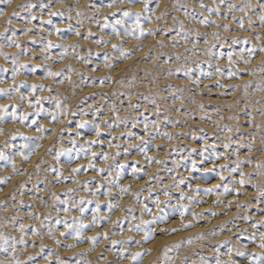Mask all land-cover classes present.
I'll list each match as a JSON object with an SVG mask.
<instances>
[{
  "label": "bare ground",
  "instance_id": "bare-ground-1",
  "mask_svg": "<svg viewBox=\"0 0 264 264\" xmlns=\"http://www.w3.org/2000/svg\"><path fill=\"white\" fill-rule=\"evenodd\" d=\"M188 1L181 0L183 4H187ZM110 2L111 0H87V3L93 6L89 8L84 7L83 14L77 15L76 10L77 8H81V5H84V0H64L63 4L60 3V0H21V3L32 4L35 5V7L31 8V12L18 9L19 17H13L11 25L5 23L6 19H0V32L4 31L6 28L9 29L5 36L0 37V45H4L2 51L9 53L7 59L0 55V65L8 69V71L5 72L3 68H0V80L4 81V83H0V88L9 87L12 83L11 56L12 54L21 52V49L27 50L29 53L28 55H23L21 52L19 57L21 61L29 62V67H31L32 64H42L44 67L36 69L35 72L22 70L21 74L16 77L17 83L20 80H27L29 84L35 82L51 87V92H49L46 87L44 91H37L34 95L29 96L28 87L26 85L21 86L20 93H23L28 99H31L33 101L32 105H29L27 99L21 101L19 99V93H13L12 99L0 95V103L8 104L9 109H11L13 104H16L19 105V112L29 113L28 120L23 123L19 121H9L4 124L5 134L0 135V149H3L6 154L13 156L16 160L17 169L19 170L14 172L11 165H4L3 162H0V176L9 177L6 182L0 183V225H3L0 231L19 239L22 235L19 231V224L23 223L29 226L26 233L23 234L24 239L27 242L26 244H33L36 247L32 250L28 248L29 246L22 248L23 246L21 247L20 244H18L19 247H17L18 250H22L19 257L21 260H23V257L27 259L29 255L33 257L29 263L27 262L28 264H49V261H47L45 257L49 256L50 252L48 248L50 247L54 250V252L51 250V252H53L51 253L52 264H55L56 257L63 260L65 264H77L78 261H82L83 259L92 261V264H129L128 259H121L119 257L117 249L120 247H128L131 251L151 248V253L144 257V264H149L152 260H156L157 264H163V261L166 259L163 256L165 244L172 243L177 239H185L187 236H194L198 231H208L213 228L220 231L221 222L230 221L232 214L235 212V205H229L230 200H246L252 205L249 209V213L254 219L250 220L249 223H253L255 219L264 216V211H261V209H264V203L260 202L262 199L261 197H256L257 190L252 184L239 186L241 192H246L247 196L238 195L234 191L228 193L223 192L224 184L233 187L231 185L232 176H225V179L220 183L221 187L217 188L215 192L204 194V188L211 187L219 180L215 173L204 171V169L212 167V160H204L201 162L202 158L198 154H193L192 158L196 159L198 162L197 170L189 171L188 167L182 163L178 170H173L172 172L168 171V169H173V161L180 160L181 155L188 156L189 148H196L199 150L204 143V141L199 138L193 140L188 129L195 130L197 137L206 135L209 143H215L218 151H224L221 146L223 132L220 133L217 131L215 129L216 127L212 124V120H208L209 118L207 116H212L211 112H206L207 116L205 115V119L208 121L205 119L201 120V118L190 119L189 115L186 117V114L183 115L179 113L175 116H168L170 121L176 122L174 128L171 123L164 121V116L167 115L161 113L163 116L158 117L149 103L144 102L143 99L138 100V97L146 95L145 90L147 88V82L151 78V75H149L150 69H154L156 71H154L155 73L159 71L157 68L165 72L169 66L175 69L179 63L173 60L171 65H166L163 63L164 59H166L165 56H161L160 60H156L157 53H168L171 55L177 51H184L183 47L173 48L171 45V37L175 36L176 32L179 31L178 21H173L172 19L175 15L179 18V21H183L186 30L199 29L201 33H206L207 38L216 44V47L212 49V51L216 53V56L214 58L205 54L203 51L205 48L203 38H200L197 45L199 50L195 52L194 56L190 54L187 58L186 66L192 69L191 77L185 76L183 71L175 73L170 77H174L175 81L177 80V82L179 81L185 86L192 97L199 98L200 96L201 99H204V102H212L227 109L226 106L237 96V89L223 88L219 90L217 82H222L225 85L240 84L242 87L243 80H251L254 82L255 78H258V75L253 77L242 70L245 68H255L261 58H264V53L257 50L256 53L249 56L247 52H244L243 59H241L240 53L242 49H251L253 45L261 43V41L255 39L257 34L264 40V26L260 24L258 19L260 14L259 5L264 3V0H251V3L256 5V7L253 10H249L247 13H241L239 10L230 12L227 7V0L223 4L220 3V0H202L203 4L206 6L203 8L200 6L201 0H197L195 3L196 6H194L191 11V15H185L183 9L173 11L172 5L175 3V0H160V8H156L155 0H153L150 9L154 10L157 15H159L161 10L165 8L168 9L167 14L162 19L157 20L153 17L151 23L142 19L143 27L146 29H157L155 36H145L140 40H133L131 36H123L124 25L119 26L121 36L125 41L124 47L134 48L137 45H143L142 49L133 51L132 55L127 60H121L118 52L111 51V44L119 43L120 41L112 32L110 26L103 28L102 25L105 16L108 17L111 23H115L116 20L123 18L126 21V26L131 29L134 19L124 18L122 12H115L113 9H109L107 5ZM232 2L241 5L244 0H232ZM136 5L140 4L137 3L132 5L125 2V4L118 5V7L132 8L133 11H135L137 9L135 7ZM217 5L220 7L219 15L214 12L210 14L207 9L209 7L215 8ZM191 6H187L188 12L191 10ZM0 8H5L6 12L8 10V6L3 4H0ZM97 9H99V11ZM51 12H62L63 15L57 14L49 17V13ZM192 13L195 14V18H193ZM201 13L203 15H201ZM145 15H147V13H145ZM32 16H35L36 19L31 20L32 26L30 27L27 21L30 20ZM91 16L96 17L95 21L89 19ZM233 16L237 17V19H233ZM205 17L209 19L208 25L197 23V21ZM241 17L243 19L242 26L239 19ZM49 18L52 23L46 22ZM78 21L81 23H78ZM211 21H217V23L212 24ZM225 24L228 25L227 29L223 27ZM174 25L175 30L171 33L162 31L165 27L172 28ZM55 26H59L62 31L56 33ZM247 26H249L250 29H248ZM70 27L79 28L81 36H76L74 32H69L68 29ZM11 29H15V39L19 41L21 49L8 46L7 38L12 37ZM25 29H31V31H28L26 35L24 32ZM88 29H91V35H88ZM214 31L219 33V41L212 36ZM49 33H51V35H49ZM85 36H87V39L84 38ZM101 37L105 40L110 39L111 43L107 46L97 44L96 41ZM233 37H236L239 43L233 44ZM245 38H247V43H245ZM47 40H52L56 46L49 49L48 53L45 54L43 48ZM160 40L164 41L166 47H160L158 43ZM73 43L78 46L74 50L69 48L68 55L61 59L60 53L64 51L62 45H71ZM221 43H223V47H220ZM188 46L191 47V42ZM221 52L224 53V56H219ZM228 52L233 53L232 60L235 62L231 69L228 67ZM105 53H108L114 58V68L109 69L104 66ZM45 55H47V59H45ZM82 57H87L88 63H85ZM249 59L251 63L246 65L243 61ZM182 61V63H185L184 60ZM194 61H204V63L201 64ZM157 64H159L160 67H156ZM66 65H71L74 69L71 73H67L65 70V74L71 76V82L68 80H65L63 84L56 82L59 79H64L63 75L59 78L45 79L46 69L57 71L64 69ZM217 65L222 69V73L216 76L215 80L207 78V75H200V68H203L206 74H215ZM181 66H185V64ZM93 69H96V71H93ZM230 70L239 71L240 77L230 79L228 77ZM155 73L152 75L156 76ZM106 75H110L112 80L105 81V83L101 85L100 77ZM117 78H120L124 83L135 78L134 89H132L135 92L133 97L134 101L142 105L141 111L144 112V116L148 117L149 122L158 119L163 121L161 130L174 133V142L169 141L166 137H157L154 141L150 140L149 136L151 133L146 135L143 132L142 123L133 127L131 120L127 122V129L134 134L144 136L145 139L148 140L146 154L136 147V145H140L138 139L129 137L126 134L120 135L121 133H126L123 124L119 127H114L112 132H102L99 137L100 143L96 144L89 145L86 143V141L93 136V133L89 131L91 123L82 130V135L78 136L76 134V125L82 119L91 121L92 118L95 117L96 121L99 122L101 118L108 116L109 119L112 120L115 113H109L108 111L109 106L112 104L116 105L121 115L124 114L123 110L127 108L128 101L125 96L119 93L125 92L126 89H118L115 87ZM196 79L200 80L199 86L193 82ZM222 93L227 94L223 95ZM35 95L58 97L62 106H67V114H59V119L54 121L49 113L57 112L56 101L50 98L41 101L40 104L37 105L35 103ZM83 96H87V99H82ZM66 97H68V99H66ZM101 97L104 99V106L101 107L99 112H96L94 107L93 110L85 112L89 106L99 104ZM154 97H156V95H154ZM167 99L169 102H172L173 98L169 96ZM175 100L177 101V99ZM175 100V103L169 105H175L179 108L181 105L176 103ZM121 101H123V103H121ZM179 101L178 99V102ZM39 108H43L44 111H41L39 115H37ZM145 108L147 111H145ZM136 119L143 121L144 117L138 114ZM33 120H36L37 124L29 127ZM41 123L45 124L47 128V131L42 133L44 139L35 141V143L40 144L41 147L35 149L30 154V159L24 162L23 157L19 153L27 152V149L23 148V145L30 143L26 137L36 136V129ZM197 127L205 129L206 132L201 133ZM10 130H18L24 135L12 139L10 138ZM214 133L218 134L213 135ZM113 135L118 137V139H113ZM6 138H8V147L5 148L3 141ZM73 140H75V144L72 143ZM108 141H112L113 144L119 145V148L113 147L110 150L107 143ZM246 144L247 143L242 146H246ZM81 146H83L85 150L90 149V151L96 152L98 155L93 157L89 153V155L85 156L84 152L81 151ZM140 146L144 147V145ZM61 147L71 150V164L68 162L69 153H64L59 162L54 159L56 151ZM235 148L236 145L233 143L229 152H234ZM49 149H51V151H49ZM125 149H127V154H125ZM102 152H108L112 157L109 159L106 167L103 165L102 156L99 155ZM117 152H119V155H116ZM239 152L242 158L251 156L253 162L251 164H242L241 169L246 173L252 172L258 161V157L255 156V147L251 153H249L247 146L244 147V149H240ZM77 154L79 155L77 156ZM147 156L155 157L163 161V163L158 164L155 160L149 161L146 158ZM90 161L95 163L96 169L103 167L105 171L99 172L98 170L88 168ZM234 161L235 155L230 158L228 164L229 170L236 166ZM220 162V160L216 161L217 164ZM37 164H39V170L35 167ZM118 164H123L125 166L119 183L130 186L131 191L125 194H119L118 188L113 186L112 196L105 197L103 192L107 191L108 171H116V166ZM78 165H82L85 170L79 173H73L72 168ZM133 166L137 169V175L135 177L132 175ZM53 167L60 169L63 176L71 178L58 182L59 174L52 171ZM182 175H186L188 179L180 185L179 189H176L169 183L171 176H175L178 181ZM233 175L238 177L239 173L236 172ZM149 177H151V179ZM252 179L253 182H255L258 177L253 176ZM74 180L77 182H74ZM98 183L105 185V187L95 195L85 190L86 188H90L95 192ZM189 183H191V188L188 187ZM197 185H199L201 189L199 196L193 191ZM67 189H73V191L67 192ZM149 189H152V191L149 192ZM165 190L170 193V196L167 198L169 203L162 204L160 207L164 212L170 213L169 218L166 221L154 222L146 226V230L148 228L153 230V239L149 242L137 245L135 241L142 238L143 232H130L128 231L129 227L139 222L142 205L147 204V206L151 208L153 214L159 211L153 202L157 196L160 197L161 201L166 200L163 194ZM181 191L188 195H192L195 199L200 201L199 203L191 204H189L187 199L183 201L189 208L188 214L183 218L184 222L192 221L191 211L202 213V218L198 221H192L195 224L194 228L185 229L183 232L176 233L164 232L163 229H171L180 226L181 218L179 213H172L171 209L172 206L177 203ZM53 192L57 193L61 201L65 199L69 200V204L64 205L59 201L54 203L52 196ZM137 192H139L138 198L134 195ZM218 193L220 194L219 202H217ZM81 196L85 197L86 201H92L91 204L85 201V212L83 214L79 212L78 207L73 206L79 203V198ZM97 199L100 201V214L108 216L109 220L98 221L94 227L83 228L79 238L74 239L72 236H61L60 233L65 232L66 229L63 224H56L57 218L62 221L67 219L68 223L72 224V218L77 217L80 218L84 224H89L93 218L92 210L96 206ZM108 199H112L114 203L119 204V207L114 209L111 213H109L107 209L106 201ZM20 201H23V203H20ZM258 204L259 207H257ZM66 207H70L71 211L67 213L63 212L62 209ZM212 211H215L217 215L212 216ZM30 213L40 217V219L31 218L29 215ZM133 216L136 217L135 220L132 219ZM13 217H15V221H13ZM122 217H127V219L118 220V218ZM143 219L151 220L152 216L145 213ZM113 221L116 223H112ZM33 227H35L39 233L36 236L32 234ZM49 227L52 228L51 234L49 233ZM228 227H231L230 222L228 223ZM105 231L108 232V238H98L95 250L89 251L93 245L88 237L96 236L97 233ZM224 232L226 233L227 229H224ZM53 235L55 239H53ZM237 235L239 234L237 233ZM128 236L133 237V240L130 241L128 245L113 246L110 243L111 240H121ZM57 240L60 241L59 244L56 242ZM81 240L83 242H81ZM241 242L246 244L250 243L246 236L241 237ZM42 244L47 248L43 252L41 250ZM69 244H75V247L68 248L67 245ZM213 246V244H209L208 247L210 249ZM44 247L43 249H45ZM250 247L254 248L255 244H250ZM182 251L187 253L189 264H191L192 259L197 258V253L200 255H208L207 249H200L199 247H197L196 252H191L187 246H185ZM221 251H225V248L221 247ZM84 253H86V256L82 255ZM101 253L107 257L106 260L100 258ZM125 255H130V252ZM175 255V250H171L168 253V256L172 258H175ZM236 259L243 262V258L241 257L237 256Z\"/></svg>",
  "mask_w": 264,
  "mask_h": 264
},
{
  "label": "snow or ice",
  "instance_id": "snow-or-ice-1",
  "mask_svg": "<svg viewBox=\"0 0 264 264\" xmlns=\"http://www.w3.org/2000/svg\"><path fill=\"white\" fill-rule=\"evenodd\" d=\"M60 2H64V0H60ZM125 2H127L128 4H140L143 5L142 8L136 9L135 11H133L132 8H119L116 7V5H122L125 4ZM153 2V0H111V2L107 5V7L109 9H114L115 12H122L123 13V17L124 18H129V19H134V23H133V27L130 29L126 26V21L125 19H118L115 21V23H111L108 19L107 16L104 17V23L102 25L103 28H107V27H111L112 32L114 33V35L119 39V43H112L111 44V51L112 52H118L119 53V58L121 60H127L133 53V51L138 50V49H142L143 45H137L134 48H125L124 45V39L121 36V30L120 27L121 25H124L123 27V36H131V38L133 40H140L141 38L145 37V36H155L157 33V29L153 28V29H146L145 27H143L142 25V19L143 20H147L149 23L152 22L153 17H155L157 20L162 19L168 12V9L165 8L163 10L160 11L159 15H157V13L154 10L150 9V5ZM226 0H220V3L223 4L225 3ZM11 3V0H0V4H3L5 6H8ZM156 3V8H160L161 3L160 0H155ZM93 5H91L90 3H87L84 7L89 8L92 7ZM202 8L206 7L202 0H201V5ZM35 7V5L32 4H21L17 6V9H14L13 12H11L10 14L7 15V18L5 20V23L8 25L12 24V20L13 17H19V8H33ZM42 7H46V6H42ZM227 7L229 9L230 12H234L236 10H239L241 13H247L249 10H253L255 9L256 5L251 3V0H244V2L241 5H237L235 3L232 2V0H227ZM260 7V14H259V21L260 24L262 26H264V3H261L259 5ZM183 9L185 12V15H189L188 12V8L185 4H183L181 2V0H175V3L172 5V10L173 11H179ZM99 11V9H97ZM208 12L211 13H216L217 15H219L220 13V7L219 5H217L215 8H211L209 7ZM77 15H81L83 14L84 9L83 8H77ZM145 13H148V15H145ZM63 15V13H57V12H51L49 13V17L53 16V15ZM193 18H195V14L192 13ZM201 15H203L201 13ZM5 16V8H0V17H4ZM32 19H36L35 16H32L30 20L27 21V23L31 22ZM89 19H96L95 16L93 17H89ZM173 21H178V26H179V31L176 32L175 36L171 37V45L173 48H180L183 47L184 51L183 52H174L173 54L169 55L168 53H157L156 55V60H160L161 56H165L166 59H164L163 63L166 65H171L173 60L175 61H181L182 58H184L185 61V66H181V64H177V66L175 67V69L168 67L165 72L168 76H172L175 73H179L181 71L184 72L185 76L191 77L192 75V69L186 66L187 63V58L191 55L194 56L195 52L198 51V40L200 38H203V43L205 45V48L203 49V51L205 52L206 55L214 57L216 56V53H214L212 51V49H214L216 47V44L212 41H210L207 38V34L206 33H201L199 31V29H192V30H186L185 25L183 23V21H179V18L177 16H173L172 17ZM233 19H237V17L233 16ZM240 19V23L241 26L243 25V19L242 17L239 18ZM47 23H52L51 19L49 18L47 21ZM99 22V21H98ZM78 23H81L78 21ZM197 23L202 24V25H208L209 24V19L207 17H205L204 19H201L199 21H197ZM212 24H216L217 21H211ZM223 27L225 29L228 28V25L225 24L223 25ZM175 30V25L172 28H168L165 27L162 31L166 32V33H171L172 31ZM9 31L8 28H6L4 31L0 32V37L5 36V34ZM12 31V37H8V46L9 47H16L17 49H21V45L19 43V41L17 39H15L16 36V32L15 29H11ZM28 31H31V29H25L24 32L25 34H27ZM62 30L59 26H55V32L56 33H60ZM69 32H74V34L76 36H81V32L79 30V28H73L70 27L68 29ZM91 29H88V35H91ZM49 35H51V33H49ZM212 36L219 41L220 36L218 32H213ZM85 39H87V36L84 37ZM255 39L258 41H261L260 44H256L253 45V47L251 49H242L240 56L241 59H243V54L244 52H247L249 54V56H252L254 53L257 52V50L261 53H264V40H262L261 36L259 34H257L255 36ZM191 42V47H189V43ZM247 38H245V43H247ZM97 44H103V45H108L111 43V40H105L103 37H101L98 41H96ZM159 45L161 48L166 47V45L164 44L163 40L158 41ZM232 43L233 44H237L239 43V40L236 37L232 38ZM56 45L53 43L52 40H47V42L44 45L43 48V52L46 54L48 53L49 49L55 47ZM78 45L73 43L71 45H62V47L64 48V51L62 53H60V58L63 59L65 56L68 55V49L72 48L73 50L77 47ZM223 43L220 44V47H223ZM4 47V45H0V55L4 56L6 59L9 57V53L3 52L2 48ZM91 51V50H90ZM21 52L23 53V55H28V51L21 49ZM21 52H17L15 54H12L11 56V63H12V83L9 85V87L6 88H0V95L8 97L9 99H12L13 97V93H19V99L21 101L24 100H28L29 105H32L33 101L31 99H28L27 96H25L23 93H20V87L21 86H27L29 89V96L34 95L35 93H37V91H44L45 88H48V91L51 92V87L50 86H46L42 83L38 84V83H28L27 80H20L18 83L16 81V77L18 75L21 74L22 70H26L29 72H35L36 69L42 68L44 67V65L42 64H32L31 67H29V62L27 61H21L19 59ZM78 55V54H77ZM232 52H228L227 54V59H228V67L229 69L232 68L233 63H235L232 60ZM219 56H224V53H219ZM47 55H45V59H47ZM82 59H84L85 63H88V58L87 57H82ZM197 63H204V61H194ZM245 64H250L251 60H244L243 61ZM104 66L106 68L112 69L115 67V62H114V58L112 56H110L108 53L104 54ZM211 66V65H209ZM156 67H160L159 64L156 65ZM0 68H3L2 65H0ZM65 70L67 73H71L74 71V69L72 68L71 65H66L64 69H60L57 71H53L51 69H46V76L45 79L47 78H59L62 75L64 76V79H59L56 82L63 84L65 82V80H68L69 82H71V76L65 74ZM3 71L7 72L8 69L7 68H3ZM93 71H96V69H93ZM200 71V75L201 76H205L207 75V78L211 79L212 78V74H206L204 72L203 68L199 69ZM243 72H245L246 74L252 75L255 74L256 72H260L261 74H264V58H261L260 62L255 66V68L253 69H243ZM215 72L217 74H221L222 73V69L219 67V65L216 66ZM228 77L231 78H239L240 77V72L239 71H232L230 70L228 73ZM119 79V78H118ZM155 79V78H154ZM108 80H112V77L109 75L107 77L101 76L100 77V83L101 85H103L105 83V81ZM197 86H199L200 84V80L196 79L193 81ZM0 83H4L3 80H0ZM135 83V78H133L132 80L128 81L126 84L122 83V86L125 87H131L133 84ZM252 81L251 80H243L242 81V91L244 92L245 95H247L248 89L249 87L252 85ZM217 86L218 87H222V88H231V89H238L241 88L240 84H231V85H225L222 84L220 82H217ZM168 88L172 89V92L170 93V95L175 98V99H180L183 102V92L186 90L184 87L181 86H177V85H172L169 84L167 85ZM256 89L258 91H264V78H261L259 80L256 81ZM177 93H180L179 96H177ZM115 94V93H114ZM120 95L123 96H128L129 98L132 96L131 92H123V93H119ZM223 95H226L227 93H222ZM155 95H159V93L155 94ZM35 103L37 105L40 104L41 101L43 100H48V99H54L56 101V109L57 112L56 113H49V115H51L52 119L58 120L59 116L57 115V113L59 114H67V106L61 104V101L58 97H50V96H39V95H35ZM161 99H163L164 97H160ZM139 99H143L144 102L146 103H150L151 105H153V111L154 113L159 117L160 112H161V105L159 103H157V100L153 97L152 94H148V95H143L142 97H138ZM193 103H196L198 105L199 108L203 109L204 105L202 102H197L194 98L192 99ZM121 103H123V101H121ZM128 103L131 104V100H128ZM183 104V103H182ZM134 108H140L142 107V105L140 103H136L135 105H133ZM245 108H247V106H245ZM19 105L13 104L11 106V109H9V105L8 104H3L0 103V135H4V127L3 125L6 124L9 121H19L20 123H23L24 121H27L29 118V113L27 112H19ZM179 109H177L178 111ZM41 111H44L43 108H39L37 111V115H39V113ZM109 111L114 112L115 116L112 120L110 119H105L104 120V125L107 126L109 129L114 128V127H119L121 124H123L125 127H127V123L126 117H121L119 114V109H117L115 104H112L109 108ZM145 111H147V109L145 108ZM217 112H220V108L219 106L217 107ZM140 116H143L144 119L143 121H139L136 119V117H134L132 119V126L136 127L137 124L142 123V130L145 134H149L151 133V135L149 136L150 140L156 139L157 137H166L167 139H171L174 135V133L172 132H168V131H162L161 130V124L163 123V121L155 120V121H148V117L144 116V112H140L139 113ZM206 115V114H205ZM205 115H201V120L205 119ZM248 115H251V113H248ZM209 119H211V117H208ZM221 118L223 119V116H221ZM233 117H228L227 119H232ZM117 121H119L120 123H116ZM164 121H168L169 123L172 124L173 127L176 126V122L174 121H170L168 116H164ZM213 123H215L217 125V128L219 129L220 132H223L225 134L227 133H231L233 131H238V129H235L233 126L229 125V124H224L222 126L219 125L218 121H213ZM37 124L36 120H33L32 123L29 125V127H31L32 125ZM89 124L88 121L86 120H80L77 125V135H82V130ZM257 127H264V125H257ZM151 129V131H149ZM37 131V135L34 137H26L27 140L30 141V143L23 145V148L27 149V152H20L19 154L23 157V161L27 162L30 159V154L35 150L41 147L40 144L35 143V141L40 140L42 138H44V136L42 135V133H44L45 131H47V128L44 124H39V127L36 129ZM89 131L91 133L94 134L95 138H91L89 140L86 141L87 144L91 145V144H96V143H100L99 137L101 135V133L103 132L101 124L99 122H97L96 120L93 121L91 123V128L89 129ZM199 131L201 133H205L206 130L203 128H200ZM127 135L129 137H135L136 139H138L140 141V145H144V147H141L140 145H136V147L139 148V150L143 153H147V144H148V140L145 139L144 136H139L137 134H134L132 131H127L126 133H121L120 135ZM218 133H214L213 135H217ZM24 134L22 132L17 131H11L10 130V138L14 139L17 136H23ZM190 136L193 140H196L197 138L201 139L204 141L202 147L198 150L196 148H189V157L188 158H184L183 155H181V159L180 160H176L173 161V165L175 168H179L181 166V164H185L186 167H188L189 171H194L197 170L198 168V162L196 159L192 158L193 154H198L201 158L203 162L204 160H212V161H219L221 159H225L226 155L224 152H220L217 150V146L215 143H209L207 136L206 135H202L200 137H197L196 135V131L195 130H190ZM117 137L115 135H113V139H116ZM232 141V137L225 135L224 140L221 141V146L223 149H231L233 143ZM73 144H75V140L72 141ZM108 146L109 148H119V145L113 144L112 141H108ZM240 141H236L235 145L236 148L234 149V152L237 155V160L235 161V167L231 168L230 171L236 173H239V180L238 183L243 186L245 184H252V186L254 188H256L257 193H256V197L260 198L261 196H264V159L257 161L256 162V167L255 169H253L252 172L246 173L245 171H243L241 169V165L243 163H252V158L251 156H249L248 158H242L239 156V150H240ZM3 145L4 147H8V138H6L3 141ZM256 146V137L255 135H253L250 139V141L247 142V147L249 150V153L252 152L253 148ZM49 151H51V149H49ZM81 151L84 152L85 156L90 155L95 157L98 154L94 151H90L89 150H85L83 148V146H81ZM257 151H259L261 153L262 156H264V136H261L260 138V146L257 149ZM64 153H69L68 155V162L69 164H71L72 162V155H71V150L70 149H65L63 147H61L58 151H56L54 159L59 162L61 156ZM125 154H127V149H125ZM79 154H77L78 156ZM99 155L102 156L103 161H107L109 159H111L112 157L110 156V154L108 152H102ZM116 155H119V152L116 153ZM149 161H153L155 160L156 163L160 164L163 163V161L156 159L155 157H151V156H147L146 157ZM189 161H190V165H189ZM0 162H3L4 165H11L12 169L14 172L19 171L17 169V165H16V160L13 158V156H10L8 154H6V152L3 149H0ZM36 169L39 170V164L35 165ZM124 165L123 164H118L116 166L117 170L116 171H112L109 170L108 171V179H107V191L103 192V195L105 197H111L112 196V188L113 186L117 187L119 190V194H125L131 191L130 186H125L123 184H120L119 181L121 179L123 170H124ZM88 168H92L94 170H98L99 172H104L105 168L101 167L99 169H96V165L94 162L90 161L88 164ZM228 168V165H223V164H216L213 163V166L211 168H206L204 169L205 172H209V173H215V175L221 180L223 181L225 179L224 176V169ZM83 169L82 165H78L76 167L72 168V172L73 173H79L81 172ZM53 172H57L58 175V182L60 180H66L69 179L71 177H65L62 174V171L58 168L53 167L52 168ZM169 172H172L173 169H168ZM132 175L135 177L137 175V169L135 168V166H133V170H132ZM253 176L258 177V179L253 182ZM9 179V177L6 176H0V183L6 182ZM94 179V178H93ZM151 179V177H150ZM188 178L185 177H181L176 184L174 185L175 187H180L181 184H183L185 182V180ZM74 182H77L74 180ZM237 183V181H232V184ZM35 187V185H34ZM105 185L98 183L96 185V189L95 192H93V189L90 188H86L85 190L88 192L93 193L94 195L98 192H100V190L102 188H104ZM189 188H191V183H189L188 185ZM221 187L220 184H215L212 185L211 187H206L203 189L204 194H210L212 192H215L217 188ZM73 189H67V192H72ZM152 190L149 189V192H151ZM195 191L196 195L199 196L200 194V186L197 185V187L193 190ZM230 191H234L236 192L238 195H246L247 193L241 192L240 188H235V187H230L228 184H224L223 185V192L224 193H228ZM67 194V193H66ZM164 196L169 197L170 193L169 191L165 190L164 191ZM135 196H137V198L139 197V192L134 194ZM220 194L218 193L217 196H219ZM53 196V202L56 203L57 201H59L61 204L67 205L69 204V200L65 199V200H60V197L57 195V193L53 192L52 193ZM187 199L189 201V204L196 202L199 203L200 201L195 199L192 195H188L187 193L181 191L179 199L177 200V203L175 205L172 206L171 212L172 213H179V216L181 218V225L179 227H173L171 229H163L164 232H172V233H176V232H181L184 229H188V228H192L195 225L192 223V221H188V222H184L183 218L186 214H188L189 212V208L188 205L184 204L183 201ZM86 198L81 196L79 198V203L77 205H73L75 207H78V210L81 214H83L85 212V204ZM88 204H91L92 201L91 200H87L86 201ZM217 202H219V199H217ZM261 203H264V199H261L260 201ZM20 203H23V201H20ZM107 203V209L108 212L111 213L114 209L119 207L118 203H114L112 199H108L106 201ZM154 205L159 209V211L155 214L152 213L151 208H149L147 206V204L142 205L141 208V218L139 220L138 223L132 224L128 231H135L137 233L139 232H143V237L141 240H136L135 243L136 244H142V243H146L149 242L153 239V230L148 228L146 230V226L154 223V222H163L166 221L169 216L170 213L169 212H164L163 209L160 207L162 204H167L169 203V201L166 199L164 201H161L160 197L157 196L155 201L153 202ZM231 203V202H229ZM243 203L247 204V201H244ZM257 207H259L257 205ZM63 212L67 213L69 211H71L70 207H66L62 209ZM261 211H264V209H261ZM93 213V218L91 223L89 224H84L83 221L80 218L77 217H73V223L69 224L67 219H64L63 221L60 220L59 218H57L56 220V224H63L64 228L66 229L65 232H61L60 235L61 236H72L74 239L79 238L81 230L83 228H89V227H94L96 226L98 221H104V220H109L108 216L105 215H101L100 214V201L99 199L96 200V206L95 208L92 210ZM147 213L149 215L152 216L151 220H145L143 219V215ZM191 216L193 217L194 220L198 221L200 216L202 215V213H197L195 211H191ZM31 218L34 219H40V217L38 216H34L33 214H29ZM212 216H216L217 213L215 211H212L211 213ZM47 218V217H46ZM119 219H127V217H122V218H118ZM133 220L136 219V217H132ZM13 221H15V217H13ZM112 223H116L115 221H113ZM225 223V222H221V225ZM3 225H0V228H2ZM28 225L20 223L19 224V231L21 232V236L19 239H17L14 236H11L9 234H6L3 231H0V253H3V259H0V264H26V261L21 260L18 258L17 256V251H16V245L18 244H26L27 242L24 239V235L26 233V230L28 229ZM70 230V231H69ZM205 231H199L196 235L199 237H202L204 235ZM49 233H52V228L49 227ZM32 234L34 236L38 235L39 233L37 232L36 228L33 227L32 228ZM103 237L104 239L108 238V232H100L97 233L96 236H92V237H88V239L92 242V248L89 249V251H93L95 250V245L98 242V238ZM53 239H55V236L53 235ZM252 240L253 243H255V237H251L250 238ZM133 240L132 236L127 237L124 241H120V240H111L110 243L115 246V245H128L130 241ZM261 247H264V235H262L261 237ZM58 244L60 243L59 240L56 241ZM81 242H83L81 240ZM192 242V237H188L187 239V243H191ZM184 243V239H177V241L174 242L175 247L178 249L180 247H182ZM44 245H41V249H43ZM68 248H74L75 244H69L67 245ZM170 249L167 247V244L164 245L163 248V252H164V256L166 258V264H172L171 260L167 259V253ZM152 249H144V250H136V251H131L130 248L128 247H120L119 249H117L118 255L121 259H128L130 260V264H144V257L151 253ZM130 255L126 256V253H129ZM231 250L229 249V254H230ZM84 256H86V253L82 254ZM213 255H215V253H213ZM32 256L29 255L27 257V260H32ZM100 258L102 259H107V257H105L103 255V253L100 254ZM45 259L47 261H49V264H52V254L50 253L49 256H46ZM254 261L255 264H261L260 261L255 260L254 257ZM55 264H65V262L63 260H60L59 257H56V262ZM77 264H92V261L87 260V259H83L82 261H78ZM149 264H157L156 260H152L149 262ZM183 264H189V258L187 256H185L184 258V262ZM201 264H206V261L204 260L203 256H201ZM216 264H221L219 258L216 259Z\"/></svg>",
  "mask_w": 264,
  "mask_h": 264
},
{
  "label": "clouds",
  "instance_id": "clouds-1",
  "mask_svg": "<svg viewBox=\"0 0 264 264\" xmlns=\"http://www.w3.org/2000/svg\"><path fill=\"white\" fill-rule=\"evenodd\" d=\"M60 3L63 4V2H60ZM21 4H28V3H21V0H11V3L8 5L7 12L5 11V16L0 17V19H6L7 15L10 14L11 12H13L14 9H17V6L21 5ZM86 4H87V0H84V5H81V8H84V6ZM116 7H118V5H116ZM135 7L137 9H139V8H142L143 5H136ZM19 10H23L25 12H31V8H19ZM147 15H148V13H147ZM91 17H93V16H91ZM90 20L95 21V19H90ZM28 25L31 27L32 26L31 22H29ZM125 48H127V47H125ZM246 65H248V64H246ZM247 69H253V68H247ZM257 74H261V73L256 72L255 74H252L251 76L255 77V76H257ZM218 75H220V74H217V73L213 74L212 79L215 80L216 76H218ZM104 77H107V75ZM154 78H155V76L151 77L152 80H155ZM261 78H264V74L260 75V79ZM122 83L126 84L120 78L119 79L117 78L115 87L118 89H126L125 93H127V92L132 93V96L130 98L128 96H125L127 101L129 99L131 100V104L128 103L127 108L123 110L124 114L121 115L120 111H119V114L121 117L127 118V120H126V123H127L129 120L132 121V119L134 117H136L140 112H142L141 111L142 107H140L138 109L133 107V105L136 104V102L133 99L135 92L132 90V89H134V84L131 87H125V86H122ZM220 83H222V82H220ZM222 84H224V83H222ZM222 89H223L222 87H219V90H222ZM256 91L261 96H264V91H258L257 89H256ZM66 99H68V97H66ZM82 99L86 100L87 96H83ZM250 100H251V97L249 96V93L247 92V95H245L244 92L242 91V93L239 96H235L233 98V100L226 106L228 111L231 114L227 115V117H225L224 115H219L218 119L212 120V124L217 128V125L215 123H213V121H218L219 125L222 126V125H224L223 122H224L225 118L227 119L228 117H233L232 119H227V120L232 122L231 126H233L235 129H238V131H233V132L227 133V134L223 133L222 140H224L225 135H228V136L232 137L231 142L234 144L236 141L241 142L240 146L247 143V141L243 140L242 138L233 140V135L235 133L240 132V130H241V125L239 124V121H238V110H243L241 108V105H243L244 108H245V106H248ZM179 102L183 103L184 101L182 102L180 100ZM103 106H104V99H103V97H101L99 104H96L94 106H89V108L87 110H85V112L93 110V107L95 108L96 112H99L101 107H103ZM110 106H109V108H110ZM109 108H108V111H109ZM203 109H201V110H203ZM109 113H111V111H109ZM205 114L206 113L204 111H201V115H205ZM260 114H261V117L264 118V106H262L260 108ZM57 115L59 116V113H57ZM221 116H223V119L221 118ZM105 119H109V117L105 116V117L101 118L99 121V123L101 124L103 132H112L113 128L109 129L107 126L104 125ZM82 120H84V119H82ZM95 120H96V118L93 117L92 120L88 121V122L92 123ZM117 122L120 123L119 121H117ZM190 130L191 129H188V131H190ZM124 131L127 132L130 130H128L127 127H125ZM149 131H151V129ZM196 135H197V133H196ZM91 138H95L94 134ZM43 139L44 138H42L40 140H43ZM117 139H118V137H117ZM156 139H153V141ZM168 140L174 142V136ZM111 149L112 148H110V150ZM223 152L225 153L226 158L221 159L220 160L221 162L219 164L228 165L230 158L233 155H235V161L237 160V155L235 152H229V150H227V149H224ZM239 156L242 157L240 152H239ZM183 157L188 158L189 153H188V156H183ZM235 161H234V163H235ZM108 162H109V160L103 161V165L106 167L108 165ZM213 163H216V161H213ZM243 164H245V163H243ZM248 164H251V163H248ZM212 166H213V164H212ZM178 169L179 168H175L173 165V170H178ZM233 174H234V172L230 171L228 168L224 169V176H232L233 177V179L231 180V185L235 188H239V186H240V184L238 183L239 176L236 177ZM189 175H190V173H189ZM181 177L187 178L186 175H182ZM232 181H237V183L232 184ZM176 182H177L176 177L171 176L169 183L173 187H175L174 185L176 184ZM221 182L222 181L219 179L215 184H220ZM175 188L179 189V187H175ZM245 196H247V194ZM164 197H165V199L168 198L166 196H164ZM261 198L264 199V196H261ZM217 199H220V195L217 196ZM229 202H231V203H229V205H235V212L232 214L230 221H226L222 225L220 224V229H221L220 231H217L213 228V229H210L208 231H205L204 235L202 237H199L196 235L199 232L198 231L195 233L194 236H187L184 239V243H183L182 247H180L178 249L174 245V242L177 240L173 241L172 243L167 244V247L170 249L169 251L175 250V253H176L175 258H172V257L168 256V253H169V251H168L167 259L171 260L172 264H183L185 256L188 257V255L186 252H183L182 249H184L185 246H187L191 252H196L197 247H199L200 249H207L208 250V255H200L199 253H197V258L192 259L191 264H201V256H203L204 260L206 261V264H213V262H214V264H216L217 258H219L221 264H255L254 257H255V260H258L261 262V264H264V247L260 246L262 243L261 237H262V235H264V216H261L260 218L255 219L253 223H249L250 220L254 219V217L252 215H250V213H249V209L252 207V205L249 203L245 204V203H243L244 201H241L239 199H233V200H230ZM193 203H196V202H193ZM258 206H259V204H258ZM200 218H202V215L200 216ZM192 221H195L193 219V217H192ZM229 222L231 223V227H228ZM181 223H180V225H181ZM194 227H192V228H194ZM224 229H227L226 233L224 232ZM183 231H181V232H183ZM237 233L239 235H237ZM245 236L249 240V242H250L249 244L241 242V237H245ZM188 237H192L191 243H187ZM251 237H255V243L252 242V240L250 239ZM125 239H121L120 241H124ZM141 239H138V240H141ZM209 244H213L214 246L209 249V247H208ZM250 244H255V247L251 248ZM137 245H141V244H137ZM221 247L225 248V251L222 252ZM229 249L231 250L230 254H229ZM16 251H17V256L19 258L22 250H18L17 245H16ZM213 253H215V255H213ZM163 256H164V252H163ZM237 256L243 258V262L241 260H237L236 259ZM0 259H3V257H0ZM128 261L130 264V260H128ZM163 264H166V259L163 261Z\"/></svg>",
  "mask_w": 264,
  "mask_h": 264
},
{
  "label": "rangeland",
  "instance_id": "rangeland-1",
  "mask_svg": "<svg viewBox=\"0 0 264 264\" xmlns=\"http://www.w3.org/2000/svg\"><path fill=\"white\" fill-rule=\"evenodd\" d=\"M188 1V0H187ZM196 1L197 0H189L187 4H185L186 6H191V10L189 11V14L191 15V11L193 10V7L196 6ZM190 8V7H189ZM248 29L249 26H247ZM184 60V58L181 59V61H178L181 65H184L185 63H182ZM157 73H155L156 71L154 69H150L149 71V75L154 76L152 75L153 73L156 74L155 76V80H152L151 78L148 80V84H147V88H146V95L148 94H152L153 97L155 94L159 93V95H156V97H154L156 100H157V103H159L161 105V111L160 112V115L159 117H162L163 115H167V116H175L176 114H183L185 115L186 117L189 115L190 119H197V118H200L201 117V111H204L205 113L207 111L211 112L212 116H207V117H211V120L213 119H217L219 118V115H224L225 117H227V115L231 114L228 109L224 108V107H221L220 105L218 104H214L212 102H204L203 100L204 99H201V97L199 96V98H196V97H192L190 95V92L188 90H185L183 92V104L178 102V99L177 101L175 100V98H173L170 93L172 92V89L171 88H168L167 85L169 84H172V85H177V86H181V87H184L185 89H187L185 86H183L179 81L177 82V80L175 81V78L174 77H170L168 76L164 71L160 70L157 68ZM155 71V72H154ZM146 74V73H145ZM258 75V78H255V81L252 83V85L249 87L248 89V93H249V96L251 97V100L249 101V104L247 106V108H244L243 105H241V108L243 110H238V121H239V124L241 125V130L240 132L238 133H235L233 135V140L235 139H239V138H242L243 140L245 141H250L251 137L253 135H255L256 137V146H255V153H256V157H258V161L264 159V156L261 155V153L259 151H257V149L259 148L260 146V138L261 136H264V127H257V125H264V118L260 117L261 114H260V108L262 106H264V96H261L257 91H256V80L260 79V75L261 74H257ZM170 78V79H169ZM169 79V80H168ZM174 79V80H173ZM146 85V84H145ZM167 89V90H166ZM240 92V93H239ZM188 93V94H187ZM237 96H239L241 93H242V87L237 89ZM167 95V96H166ZM171 96L173 99H172V102H169L167 97ZM180 95V93H177V96ZM164 97L163 99H161L160 97ZM189 96V97H187ZM191 96V97H190ZM195 99L197 100V102H202L204 104V109L201 110L198 105L196 103H193L192 102V99ZM174 100L176 101V103L180 104L181 106L178 108L176 107L175 105H169L171 103H175ZM180 100V99H179ZM190 103V104H189ZM257 103V104H256ZM188 104V105H187ZM150 107L153 108V106L149 103ZM168 106V107H167ZM219 106L220 108V112L218 113L217 112V107ZM177 109H179L177 111ZM213 109V110H212ZM225 109V110H224ZM182 112H181V111ZM224 110V111H223ZM189 111V112H188ZM244 111V112H243ZM246 111V112H245ZM181 112V113H180ZM161 113L163 115H161ZM174 113V115H173ZM189 113V114H188ZM246 113V114H245ZM248 113H251V115H248ZM216 114V115H215ZM205 116V117H206ZM216 116V117H215ZM188 117V118H189ZM255 117V118H254ZM257 118V119H256ZM207 120V119H205ZM210 120V119H208ZM207 120V121H208ZM256 120V121H255ZM248 121V122H247ZM224 124H229L231 125L232 122L228 121L226 118L223 122ZM254 125V126H253ZM245 128H243V127ZM248 126V128H247ZM198 129H200L199 127H197ZM217 131H219L218 128H215ZM252 130V131H251ZM220 132V131H219ZM221 133V132H220ZM243 134V135H242ZM223 136V134H222ZM249 136V137H248ZM249 138V139H248ZM258 141V143H257ZM247 146V144H246ZM246 146H240V149H244V147ZM258 153V154H257ZM25 244L21 245L20 246L22 248L24 247H28L30 248L31 250L36 247L34 246L33 244ZM32 246V247H31ZM17 247H19V245H17ZM45 248V247H44ZM47 248L45 249H41L42 252L45 251ZM51 250H53L52 247L48 248V251L50 253H53L51 252ZM22 253V251H21ZM0 256H4L3 253L0 254ZM20 257V256H19ZM23 260L26 261V264L29 263V261L31 260H27L25 257H23ZM28 262V263H27Z\"/></svg>",
  "mask_w": 264,
  "mask_h": 264
}]
</instances>
